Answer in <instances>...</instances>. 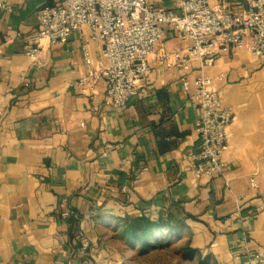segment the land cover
<instances>
[{
    "label": "crops",
    "instance_id": "1",
    "mask_svg": "<svg viewBox=\"0 0 264 264\" xmlns=\"http://www.w3.org/2000/svg\"><path fill=\"white\" fill-rule=\"evenodd\" d=\"M63 1L9 0L0 21V264H264V62L244 47L193 60L190 77L204 68L235 113L225 174L197 175L200 110L172 60L189 40L167 26L140 94L113 107L104 78L76 83L84 44L93 68L105 62L88 26L44 42L42 66L26 54L40 11ZM225 1L233 12L245 2ZM142 216L165 224L147 245L127 232Z\"/></svg>",
    "mask_w": 264,
    "mask_h": 264
},
{
    "label": "built area",
    "instance_id": "2",
    "mask_svg": "<svg viewBox=\"0 0 264 264\" xmlns=\"http://www.w3.org/2000/svg\"><path fill=\"white\" fill-rule=\"evenodd\" d=\"M9 0H0V21L11 11ZM39 29L31 36L26 54L33 64L42 66L44 42H65L75 31L88 26L90 38L102 45L105 62L96 68L87 45H83L88 71L77 80L83 90H91L100 79L106 80L104 103L123 107L136 98L143 81L151 72L150 57L158 42L171 27L189 40L184 48L172 53L173 65L180 71L186 91L194 88L192 99L200 110L196 122L199 144L188 155L191 169L197 174L223 176L224 154L229 148L235 113L223 104L215 79L205 72L191 78L193 60L203 66L212 63L217 51L244 47L264 62V0H245L241 9L230 11L225 0H182L179 11L156 6L147 0H64L40 11ZM3 42L0 36V53ZM252 187H258L255 176ZM64 216L70 211L65 210ZM87 243L83 248H86ZM252 255L249 264L261 259Z\"/></svg>",
    "mask_w": 264,
    "mask_h": 264
},
{
    "label": "trees",
    "instance_id": "3",
    "mask_svg": "<svg viewBox=\"0 0 264 264\" xmlns=\"http://www.w3.org/2000/svg\"><path fill=\"white\" fill-rule=\"evenodd\" d=\"M127 232L132 239L141 240L145 245H147L157 232L164 229L165 224L162 220H152L149 217L142 216L127 223ZM185 255L192 256L196 253V249L186 246Z\"/></svg>",
    "mask_w": 264,
    "mask_h": 264
}]
</instances>
